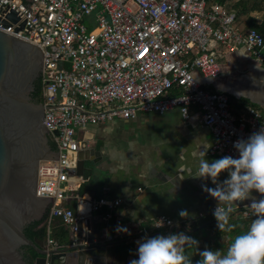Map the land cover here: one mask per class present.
Instances as JSON below:
<instances>
[{
	"label": "built area",
	"instance_id": "1",
	"mask_svg": "<svg viewBox=\"0 0 264 264\" xmlns=\"http://www.w3.org/2000/svg\"><path fill=\"white\" fill-rule=\"evenodd\" d=\"M0 30L39 45L44 53V123L59 147V159L41 161L37 184L39 196L53 198L44 219L49 247H91L96 240L79 235L77 222L121 202L79 196L76 209L64 203L84 180L73 171L79 160L78 129L172 108L187 119L189 106L196 104L214 135L209 154L220 157L239 155L234 142L264 126V108L249 104L233 110L226 92L205 87L195 76V70L209 77L220 74L213 50L219 45L243 46L264 66V35L256 27H240L235 12L217 1L0 0ZM232 208H245L254 217L247 204ZM55 217L72 231L67 244L52 236ZM160 218L163 225H155ZM173 224L160 215L152 228Z\"/></svg>",
	"mask_w": 264,
	"mask_h": 264
},
{
	"label": "crops",
	"instance_id": "2",
	"mask_svg": "<svg viewBox=\"0 0 264 264\" xmlns=\"http://www.w3.org/2000/svg\"><path fill=\"white\" fill-rule=\"evenodd\" d=\"M250 15L258 22L263 19L262 11ZM236 22L242 28L251 26L248 15L243 21L238 17ZM213 50L218 54L220 74L209 77L195 70L197 79L205 87L226 92L233 110L249 104L264 108V66L243 46L229 50L219 45ZM189 114V118H184L178 108L164 113L139 112L133 118H116L77 130L79 140H88L84 148L80 147L78 156L80 151L85 156L93 155L97 168L92 176H84L78 190L71 192L64 203L77 207L79 196L121 199L112 208L104 205L94 210L89 227L84 224L82 235L96 240L86 248L89 255H107L108 264H128L137 256L139 244L129 254V244L118 243L126 238L140 240L156 232H168L170 227L164 231L152 228L158 216L166 215L174 224L189 226L213 214L219 201L204 186H215L216 181L210 176L204 179L194 175L201 159L217 158L209 154L210 147L207 157L200 154L204 145H212L214 135L202 123L196 104L189 106ZM74 172L80 175L77 170ZM227 175L224 170L219 179ZM254 194L260 195L257 190ZM250 202L251 198L239 201L242 205ZM181 209L190 214L181 216ZM110 235L113 239L108 240Z\"/></svg>",
	"mask_w": 264,
	"mask_h": 264
},
{
	"label": "water",
	"instance_id": "3",
	"mask_svg": "<svg viewBox=\"0 0 264 264\" xmlns=\"http://www.w3.org/2000/svg\"><path fill=\"white\" fill-rule=\"evenodd\" d=\"M10 17L19 19L15 11ZM43 62L39 45L0 30V264H30L21 245L35 250L34 264H108L107 255L94 258L86 248L49 247L46 239L30 238L25 233L28 224L46 218L53 203L52 196L37 194L40 163L59 159V147L55 142L56 149L53 147L44 123V105L32 96L35 82L42 79ZM87 143L86 138L81 140L80 147ZM96 168L95 157L80 151L73 171L92 176ZM85 223L89 227L90 218L77 222L79 235ZM175 228L188 232L198 229L177 223L168 232L153 235L169 234Z\"/></svg>",
	"mask_w": 264,
	"mask_h": 264
},
{
	"label": "clouds",
	"instance_id": "4",
	"mask_svg": "<svg viewBox=\"0 0 264 264\" xmlns=\"http://www.w3.org/2000/svg\"><path fill=\"white\" fill-rule=\"evenodd\" d=\"M239 155L231 154L214 159H201L197 173L194 176L216 181L215 186L205 185V189L218 199L213 209L217 218V226L225 227L233 212L232 205L239 204L251 198L250 206L254 218L247 230L237 233L227 247L226 252L215 248L200 249L202 258L194 264H264V126L254 131L247 138H240L234 142ZM204 145L202 156L207 157ZM228 175L220 180L222 171ZM254 190L260 194L256 196ZM83 210V209H82ZM187 209H181V216H188ZM160 218L157 226L163 225ZM120 230V226H118ZM124 230H127L126 228ZM199 241L186 231L169 234H156L141 239L136 250L137 256L128 264H193L186 258L183 247Z\"/></svg>",
	"mask_w": 264,
	"mask_h": 264
},
{
	"label": "trees",
	"instance_id": "5",
	"mask_svg": "<svg viewBox=\"0 0 264 264\" xmlns=\"http://www.w3.org/2000/svg\"><path fill=\"white\" fill-rule=\"evenodd\" d=\"M217 1L222 5H225L230 0H212L209 2H214ZM263 0L260 1H254L251 2L250 0H236L233 3V10L236 14V19L240 17L243 14H247L250 16V22L251 26L256 27L263 35H264V16L261 22L256 21L255 17L251 16L250 13L252 11H263L264 10V5H263ZM35 87L38 89V92L34 91L32 93L33 99L37 102H43V86L41 83L40 78L35 82ZM52 142V141H51ZM53 147L56 149V145L54 142H52ZM73 209H76L75 206H71ZM240 213H246L245 208H241L238 210H235L232 212V214L229 217V221L225 224V227L223 229H220L217 226V218L214 216L213 220L210 222H205V223H194L189 225V227L194 228L198 227V232H200L203 228H206V232H204L200 236H195V232H188L190 235L196 237V239L200 242L201 239L200 237H203L205 241H208L210 239V231L209 229L216 228L215 232V245L211 246V248H220V249H225V244L228 242H231L234 236L244 230H247L249 227L252 219L254 217L252 216H247V219H241L238 218V215ZM205 224L203 227L201 225ZM52 236L57 240V242L60 245H64L70 242L71 239H69V232L70 229L63 223L62 219L60 217H55L52 222ZM175 232V231H174ZM25 233L30 237V238H35L38 237L39 239H46L47 238V224L45 220H39V221H34L30 224H28L25 227ZM227 234L228 239L221 238L222 235ZM143 238H140V240ZM135 238H131L129 240L124 239L123 241L119 242V246H125L129 244V254L134 253L136 246L138 242L140 241ZM207 246L200 245L199 243L193 242L191 245H185L183 247V250L185 252L186 258L190 259L195 262V260H198L202 258L200 256V249H204ZM194 250V251H193ZM193 251V252H192ZM223 251V250H222ZM37 256V253L35 250L31 247L29 250H27V253L25 254V258L30 262V264H34V258Z\"/></svg>",
	"mask_w": 264,
	"mask_h": 264
},
{
	"label": "rangeland",
	"instance_id": "6",
	"mask_svg": "<svg viewBox=\"0 0 264 264\" xmlns=\"http://www.w3.org/2000/svg\"><path fill=\"white\" fill-rule=\"evenodd\" d=\"M236 0H230L227 2V7L228 8H233V3L235 2ZM251 2H254V1H260V0H250ZM264 1V0H263ZM263 5H264V2H263ZM234 9V8H233ZM252 13L255 14V11H252ZM262 16H264V10L262 11ZM247 14H243L241 15V20L243 21L244 18H246ZM262 17H260L259 20H261ZM251 25V24H249ZM251 27V26H250ZM247 214L246 213H240L238 215V218H241V219H247ZM213 217L214 215L213 214H208L206 215L204 218H202L201 220H199L200 223H207V222H210L213 220ZM162 230H167V228H162ZM178 231H185L184 229H176L175 232H178ZM210 231V239L208 241H205V239L203 237H200L201 241L199 242L200 245H205L207 247H211V246H214L215 245V240H216V237H215V232H216V228H212V229H209ZM204 232H206V228H203L200 232H198V230L195 232V236H200L202 235ZM222 239L225 238V239H228V236L227 234L225 235H222L221 237ZM231 242H228L227 244H225V249H220V248H217V250L221 251V252H226L227 251V247L228 245L230 244ZM223 250V251H222ZM194 251V250H193ZM192 251V252H193ZM194 264V263H193Z\"/></svg>",
	"mask_w": 264,
	"mask_h": 264
},
{
	"label": "flooded vegetation",
	"instance_id": "7",
	"mask_svg": "<svg viewBox=\"0 0 264 264\" xmlns=\"http://www.w3.org/2000/svg\"><path fill=\"white\" fill-rule=\"evenodd\" d=\"M34 91L38 92V89L35 87ZM33 91V92H34ZM31 247L28 245H21L20 250L23 252L25 255L27 253V250H29Z\"/></svg>",
	"mask_w": 264,
	"mask_h": 264
}]
</instances>
